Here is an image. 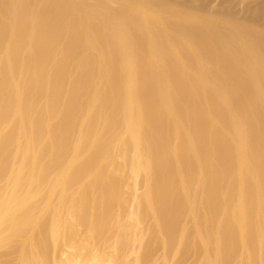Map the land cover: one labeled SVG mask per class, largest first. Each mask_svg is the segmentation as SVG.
I'll list each match as a JSON object with an SVG mask.
<instances>
[{
  "label": "bare ground",
  "instance_id": "obj_1",
  "mask_svg": "<svg viewBox=\"0 0 264 264\" xmlns=\"http://www.w3.org/2000/svg\"><path fill=\"white\" fill-rule=\"evenodd\" d=\"M235 18L0 0V264H264V31Z\"/></svg>",
  "mask_w": 264,
  "mask_h": 264
},
{
  "label": "rangeland",
  "instance_id": "obj_2",
  "mask_svg": "<svg viewBox=\"0 0 264 264\" xmlns=\"http://www.w3.org/2000/svg\"><path fill=\"white\" fill-rule=\"evenodd\" d=\"M97 1V0H89ZM170 1V0H169ZM176 4L198 7L206 14H232L237 21L259 22L255 27L264 31V0H171ZM123 6L118 3L112 6L113 11H119ZM261 9L258 11V9ZM185 27L194 25L185 24Z\"/></svg>",
  "mask_w": 264,
  "mask_h": 264
}]
</instances>
